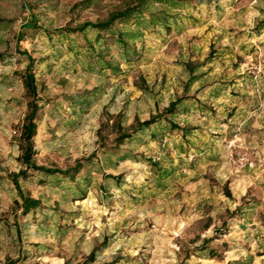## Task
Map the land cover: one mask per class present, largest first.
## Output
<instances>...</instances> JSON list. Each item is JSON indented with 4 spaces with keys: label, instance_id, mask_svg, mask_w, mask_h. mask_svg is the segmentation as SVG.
<instances>
[{
    "label": "rangeland",
    "instance_id": "1",
    "mask_svg": "<svg viewBox=\"0 0 264 264\" xmlns=\"http://www.w3.org/2000/svg\"><path fill=\"white\" fill-rule=\"evenodd\" d=\"M127 9L137 16L108 32L83 27ZM29 57L33 162L80 168L72 180L19 178L40 200L23 216L11 177L23 168ZM9 260L264 264V0H0Z\"/></svg>",
    "mask_w": 264,
    "mask_h": 264
},
{
    "label": "trees",
    "instance_id": "2",
    "mask_svg": "<svg viewBox=\"0 0 264 264\" xmlns=\"http://www.w3.org/2000/svg\"><path fill=\"white\" fill-rule=\"evenodd\" d=\"M137 12L134 11V9H127L121 13H118L116 15H113L110 17V19L106 22L103 23H96V24H86L83 27H91L93 29L98 30L99 32H108L111 29V26L113 23L117 20H125L129 19L130 17H136ZM159 21V20H158ZM163 24H167L168 20L162 21ZM77 31H81L80 29ZM117 36V40L119 42H123L122 37ZM121 46L123 49L128 52V47L126 44L121 43ZM23 84L24 88L26 91V97L30 98V102L28 105V113L24 118L23 125L21 127V137L23 141V147H22V155L20 157L21 163L23 165V168L15 175H12V183L15 186V189L17 190V193L19 195V200H20V208L22 211V215L25 216L27 215L30 211L37 209L40 206V200L31 198L30 196L26 195L23 193V191L20 189L19 186V178L25 180L29 177L30 172H37L45 175H59L64 178H70L71 180L74 179V177L77 175L79 171V166L72 170L68 171H60V170H50L46 169L44 167L37 166L33 162V156H34V151H33V143L32 140L36 134V117L37 113L39 111V107L36 102L37 98V88L35 84V76L33 73V61L29 57V63L25 68V72L23 75ZM153 122H144L141 124V128H148ZM94 260V253H91V255L88 257L86 262H93ZM7 264H16L15 261L9 260Z\"/></svg>",
    "mask_w": 264,
    "mask_h": 264
}]
</instances>
